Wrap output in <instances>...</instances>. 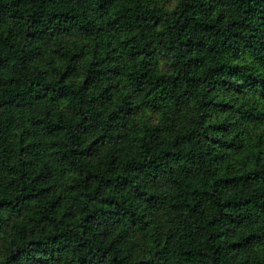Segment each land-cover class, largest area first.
<instances>
[{"label":"trees","instance_id":"1","mask_svg":"<svg viewBox=\"0 0 264 264\" xmlns=\"http://www.w3.org/2000/svg\"><path fill=\"white\" fill-rule=\"evenodd\" d=\"M0 264H264V0H0Z\"/></svg>","mask_w":264,"mask_h":264},{"label":"rangeland","instance_id":"2","mask_svg":"<svg viewBox=\"0 0 264 264\" xmlns=\"http://www.w3.org/2000/svg\"><path fill=\"white\" fill-rule=\"evenodd\" d=\"M164 5L172 6L176 0H160Z\"/></svg>","mask_w":264,"mask_h":264}]
</instances>
